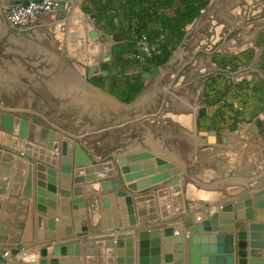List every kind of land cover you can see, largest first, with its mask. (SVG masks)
I'll return each instance as SVG.
<instances>
[{
    "label": "crops",
    "instance_id": "crops-1",
    "mask_svg": "<svg viewBox=\"0 0 264 264\" xmlns=\"http://www.w3.org/2000/svg\"><path fill=\"white\" fill-rule=\"evenodd\" d=\"M9 1L15 0H0L4 11ZM148 4L147 0H75L63 15L41 13L27 31L7 21L3 24V264H39L52 258L78 259L79 264H189L188 230L201 226L191 234L212 233L213 221L220 222L223 213L236 214L233 206L238 200L243 215L248 214L246 198L264 211V70L263 95L257 97L241 95L239 77L228 69V61L238 52L240 60L247 58L249 48L257 55L264 52V1L255 4L257 18L234 34L251 1L217 2L213 8L224 9L223 15L194 21L189 31L183 30L184 43L177 47L176 57L190 51L192 57H200L186 68L167 60L139 65L149 77L141 92L125 101L91 80L99 73L110 74L88 62L101 48L95 23L106 14L113 22L125 19L128 29ZM165 13L172 16L173 10ZM216 24L220 25L211 31ZM158 27L153 20L147 29ZM214 56L222 57L220 65ZM181 71L185 74L179 76ZM47 120L63 121L56 123L58 127ZM77 136L89 137L80 142L89 162L74 168L77 181L71 184V196L63 197L59 165L80 156L74 151ZM132 183L139 193L132 195L135 223H129L130 215L116 204L119 196L134 193L126 187ZM108 192L115 194L110 215L102 205V195ZM138 196L150 199L136 202ZM77 197L83 200L80 236L74 232L70 203ZM228 204L232 207L223 210ZM260 222L264 214L252 221ZM249 223L239 222L233 230L234 264H264V232L250 231ZM73 240L79 242V256L52 254L55 245ZM45 249L47 255L42 257ZM153 255H158L157 262Z\"/></svg>",
    "mask_w": 264,
    "mask_h": 264
},
{
    "label": "rangeland",
    "instance_id": "rangeland-1",
    "mask_svg": "<svg viewBox=\"0 0 264 264\" xmlns=\"http://www.w3.org/2000/svg\"><path fill=\"white\" fill-rule=\"evenodd\" d=\"M220 1L222 0H209L208 3L204 5V7L199 11L196 17H194L190 22H188L184 26L183 30L185 31L186 29L187 31H189V29L194 25L193 22L196 21L197 19L198 20L202 18L204 19L205 17H208V15L214 18L215 16L223 15L224 9H221V8L214 9L213 8L215 5H217V2H220ZM233 1H236L238 5L241 0H233ZM242 1L244 2L246 0H242ZM249 1H251L252 3V4H249L251 5V7L248 5L247 8H244V15L241 20L242 23L237 21L238 23L235 24L234 26L235 29L232 31L231 34H234L235 32H237V30L240 27L246 26L247 23L257 18L256 13H255L256 11L255 4H257L258 1L262 3V1L264 0H249ZM110 19L111 17L105 14L104 17L103 16L100 17V19H98L97 22L95 23L96 29L99 34L98 37L101 38V40H99L100 42L99 44L101 48L99 49L97 55L93 57V61L91 60L88 61L89 63L90 62L93 63L92 67H94V64L95 66L96 64H99L102 67L103 71L108 70L110 74L103 76L102 73H99L98 75L93 76L91 80L94 81L95 83H98L99 85L104 86L109 92L115 93L121 96L122 98H125L123 96H126L125 94H128L129 97H126L125 101H131L137 94L141 92L145 80H147V78L149 77V72L145 68H140L139 65L135 64L134 62L125 60L124 55L121 58H119V56H116V52H118L120 47L125 46L126 44L130 42L131 33L129 32L128 29H126L127 21L125 19H118L117 22H113V20L112 19L110 20ZM5 21H6V18L4 14V9L0 6V31L1 33H3V24L6 23ZM219 25L216 24V26H212L211 31L214 29L213 27H218ZM207 27L209 28L208 24H206V29ZM6 30L8 32L13 31L10 28ZM165 32L167 34V39H168L169 33L167 31ZM204 36H205V33H204ZM208 36L209 34L208 35L206 34L205 37L207 38ZM105 38H107L108 40H105ZM119 38L120 40H122L120 44L116 43V39H119ZM184 39H185V35L182 39H178V41H177V38L170 39L171 40L169 44L170 52H169L166 62L176 63L179 65L184 63L185 64L184 68H186L187 66H190L191 64H193L194 60H197V58L200 57V55H197V54L192 57L191 51L188 53H185L184 55H181V58L176 57V53L178 52L177 47L178 49L182 47L184 43ZM202 41H205L206 43H208L207 40L203 39L201 40V42ZM108 50H110L109 53L107 52ZM102 53H106V54L102 55ZM240 53L241 52H238L236 53L235 56H232L233 60L231 62L228 61L230 64V68L228 69H230L232 72H235V74L239 77V80L237 81H238V87L240 89V94L246 96L248 93H251L252 96L254 95H257V97L262 96L263 88L260 82L261 81L260 74L262 73V70H264V64H263L264 63V52L261 53V55H257L255 49L249 48L248 50L249 54L247 58L245 59L241 58L243 60H240L239 58ZM107 56H109V58L105 60L104 58H106ZM221 58L222 57L214 56L212 57V60H214L216 65L218 66L220 65L218 63V61L220 62V60L218 59H221ZM176 59L178 61H176ZM207 59L208 58L206 57V60ZM235 60H238V61H235ZM221 61H223V59ZM222 65L223 64H221L220 67H222ZM241 65L249 66L250 68L249 71L248 72L245 71V69L241 67ZM254 69L255 71H253ZM184 74H185V71L184 73L181 71V73H179V76H182ZM241 75L242 77H240ZM239 83H241L242 86ZM47 121L51 124L57 125L56 123L62 122L63 120L62 121L61 120H58V121L47 120ZM57 126L60 127L59 124ZM77 137L78 138H73L74 151L79 152L81 155L84 153L81 143H83L84 141L86 142L89 137L87 138L84 137L80 139H79V136Z\"/></svg>",
    "mask_w": 264,
    "mask_h": 264
},
{
    "label": "water",
    "instance_id": "water-1",
    "mask_svg": "<svg viewBox=\"0 0 264 264\" xmlns=\"http://www.w3.org/2000/svg\"><path fill=\"white\" fill-rule=\"evenodd\" d=\"M18 1H9L5 3V6L13 5L17 3ZM23 4H26V1H23ZM65 13V9L63 5H60L57 9V15H63ZM95 33V32H93ZM109 53V51H108ZM106 53H104L105 55ZM100 67V65H99ZM1 119V115H0ZM12 126L9 129L11 132ZM213 132V131H212ZM80 154V153H79ZM73 164H72V163ZM89 159L84 156L80 155L75 157L73 161H67L65 163H61L59 165V185L60 190L59 193L63 197H69L71 196V184L74 183V181H77L73 177L74 168L76 166L83 165L84 163H88ZM128 189L134 191V193L129 194L127 196H119L117 198V205L124 209V211L130 215L129 223H135L133 217L131 215L133 214V200L132 195L137 193V185L135 183L129 184L126 186ZM139 194V193H137ZM75 196L78 194H74ZM113 192H108L102 195V205L104 209L107 210V214H111V201L110 199L114 197ZM263 194H256L254 197L261 196ZM150 199L146 196H138L135 198L136 202H142L143 200ZM248 199V200H247ZM247 201H245V207H248V214H241L240 208L243 207V203L241 201H237L233 208L236 209V214L233 215V213H223L222 218H220V222H214L212 226V233H205V234H191V232H195L197 230H201L202 227H194L189 231L190 235H187V238L189 240V264H234V256L233 252L235 250V244H234V235L233 230L238 226L239 222H242L244 220H248L251 223L248 224V229L253 232H264V222L260 223H252L254 219H258L261 214H264V211L262 210V205H257V203H252L250 198H246ZM82 199L77 197L70 201L72 205L73 210V216H74V225H75V234L77 236H80V230L79 227V214H80V207L82 204ZM255 202H257L255 200ZM231 204L223 205L222 209L226 210L227 208H231ZM140 208L141 206L138 205ZM255 206V208H254ZM124 212L123 210H121ZM128 215V216H129ZM228 218H225V217ZM232 217L231 219H229ZM218 218V215H214V219ZM218 223V224H217ZM220 225V228L219 226ZM83 235V234H82ZM156 243L158 241H155ZM77 240L70 241L68 243L63 244H57L52 248V254L57 256L63 255V256H79L80 255V249L78 245ZM64 247V251L61 250V248ZM155 253H157L159 250L156 248ZM41 256L45 257L47 255V249L42 250ZM129 254H131V251H128ZM153 261L157 262L159 260L158 255H153L152 257ZM80 260L78 259H58V258H52L49 260L42 259L39 261V264H79ZM128 262H132V258L129 257ZM0 264H3V259H0Z\"/></svg>",
    "mask_w": 264,
    "mask_h": 264
},
{
    "label": "trees",
    "instance_id": "trees-1",
    "mask_svg": "<svg viewBox=\"0 0 264 264\" xmlns=\"http://www.w3.org/2000/svg\"><path fill=\"white\" fill-rule=\"evenodd\" d=\"M146 1V0H139ZM150 4L141 9L137 13V20L135 24L129 25L130 33L147 32L150 34H156L159 30L167 31L169 38L166 40L162 47L161 55L157 56L151 61L153 65L163 64L169 55V44L171 38L181 39L183 35L184 26L190 22L199 11L208 3L209 0H147ZM173 10L172 16H167L165 10ZM156 21L159 27L155 31H149L147 29L149 22ZM134 45L133 41H130L125 46L120 47L116 56L121 58L126 52H128ZM129 97L128 94H125ZM122 98V97H121ZM125 98H122L125 100Z\"/></svg>",
    "mask_w": 264,
    "mask_h": 264
},
{
    "label": "built area",
    "instance_id": "built-area-1",
    "mask_svg": "<svg viewBox=\"0 0 264 264\" xmlns=\"http://www.w3.org/2000/svg\"><path fill=\"white\" fill-rule=\"evenodd\" d=\"M13 5L5 6V18L8 24L27 31L38 15L53 13L60 5L64 9L70 7L75 0H17ZM26 1V4H23ZM119 3L120 0H112ZM133 47L124 54V59L138 65H148L153 59L161 55L162 47L167 40V34L159 30L156 34L147 32L133 33ZM187 234L189 232L187 231Z\"/></svg>",
    "mask_w": 264,
    "mask_h": 264
}]
</instances>
